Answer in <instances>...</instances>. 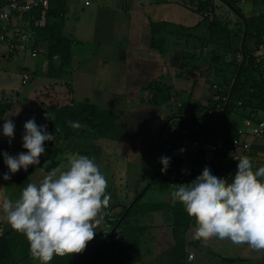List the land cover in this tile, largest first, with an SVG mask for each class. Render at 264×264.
<instances>
[{
  "label": "rangeland",
  "instance_id": "obj_1",
  "mask_svg": "<svg viewBox=\"0 0 264 264\" xmlns=\"http://www.w3.org/2000/svg\"><path fill=\"white\" fill-rule=\"evenodd\" d=\"M80 1L82 5L86 2ZM153 6L159 8L158 15L163 17L169 15L170 20L178 22L162 23L163 29L155 30V25L153 26L151 38L154 39L153 43L157 47L150 50L153 51L156 59L161 61L156 67L148 66L142 59L129 58L130 54L136 52L128 49L127 38L117 36L121 33L119 29L114 32L115 36L111 38V44H102L107 41L103 38V33L99 31L95 35L93 26L79 16V11L68 12L64 21V34L71 40V53L76 58L62 67L58 66L59 59H54L50 73L48 67L46 68L48 59H46L45 44L38 45V54L35 58L30 56V52L9 56L7 47L0 44V105L3 103L12 106V110L5 112L4 119H11L15 125L14 137L8 145L11 150L10 156L15 157L26 151L22 147L25 122L33 118L37 125L41 122L37 118L39 108L36 101L64 102L73 98L74 101L81 102L87 99L103 110L117 113L118 119L115 124L123 125L126 118L127 121L137 122L142 118L143 113L148 110L154 111L155 107L147 103L152 92L145 89L152 81H159L160 84L169 86L171 96L178 91L177 96H172L173 101L169 100L173 107L182 104V101H187L191 89L192 91L196 89L194 92L198 94L196 97H199L201 90L207 85L224 84L225 78H229L233 72L234 66L230 63H233L234 54H228L222 59L220 53V58L216 61L210 60V51L216 46L214 42L217 40V34L220 32L225 37L224 34L227 33L231 39H234L233 42H237L234 36L238 30L240 17L256 16L263 11L261 0H174L171 3H155ZM151 19L154 22V17ZM212 23L217 25L215 31L210 26ZM162 24L159 26H163ZM96 38H101L98 40L101 41L100 45L95 44ZM222 41L223 39L219 43ZM235 58L236 65L238 64L236 55ZM185 62L190 65L181 69L182 63ZM178 72L182 79L177 78ZM24 75H27L29 80L25 85H21ZM170 95L165 96L169 99ZM242 113V109L235 110L227 119L234 126L243 129ZM95 136L96 134L92 132L79 134L69 141L45 142L44 155L49 145L54 143L60 149L57 156L58 167L64 162L65 153L88 155L90 153L91 156L88 157L94 159L107 178L112 209L117 208L119 203L122 205L130 200L133 201L137 179L147 178L154 168L148 161L157 160L156 139L136 140L131 137L128 143L124 144ZM1 138L5 140L6 137L1 133ZM32 167L34 166H29L27 171ZM27 171L21 169L15 174H10L11 179L6 181L3 176L8 173V168L4 163L0 166V204L4 200L16 201L27 184L39 183L46 174L37 169L28 179L18 184V178ZM159 193L161 194V192L155 193V196L158 194L157 199H160ZM151 195L152 193L149 194L151 198L147 197L148 200H154ZM112 209L111 212L116 213V210ZM163 214L167 216L163 212H154L150 214V221L148 218L144 220L146 225H151L153 228L146 234L145 239H142L140 264H166L164 261L173 250L171 241L166 235L168 221L166 217H162ZM96 231L95 238L88 244L107 238L108 229L103 221ZM0 235L11 238L10 245L14 253L12 258L18 261L17 264H39L30 256L29 244L24 235L12 230L7 224L2 208H0ZM193 236L194 228L189 232V241L186 243L193 254H196L195 262L190 264H230L223 263L224 258H239L240 261L236 260L231 264H264V251L255 252L247 245L238 246L229 240L216 238L205 244L194 239Z\"/></svg>",
  "mask_w": 264,
  "mask_h": 264
},
{
  "label": "trees",
  "instance_id": "obj_2",
  "mask_svg": "<svg viewBox=\"0 0 264 264\" xmlns=\"http://www.w3.org/2000/svg\"><path fill=\"white\" fill-rule=\"evenodd\" d=\"M67 5L68 0H48L46 8H36L23 17L24 19L30 18L29 28L33 33V47L38 51L39 44L46 45L49 73L55 57L59 59V67L68 65L72 58V42L63 33ZM238 21V30L234 36L238 41L233 42L234 39H231L229 34L225 33V37H223L219 32L215 41L218 43L222 39L223 41L219 44L214 42L216 46L210 51V60L215 59L213 61L220 58V53L222 59L228 54H234L233 63H230L234 66L231 78H225L224 84H218L222 89L221 94L226 96L228 101L221 103L219 108L217 107L218 103L210 100L201 103L199 101L191 102L188 99L180 104L173 114L163 120L158 131V167L146 186L136 193L135 198L127 208L120 212H111L112 205L110 202L109 207L104 210L106 215L103 222L108 229L109 237L88 244L81 254L54 257L50 264H123L125 261H140L141 236L147 227L141 226L139 220L154 212L170 214L172 220L171 235L174 241L172 253L177 255L184 251L185 234L190 226L195 227L194 219L186 214L179 202H166L155 198V195L153 196L154 200H148L151 198L148 192L155 187L154 193L157 191L166 193L174 188V185H180L185 180L187 182L188 174L197 171L194 169L186 172L183 169L182 158L184 154L193 153L181 151L184 141H220L225 149H229L233 139H241L242 137L237 134V127L227 119L231 113L242 109L243 120L251 121L261 119L264 115V54L257 56L255 53L259 46L264 43V21L259 14L248 18L240 17ZM210 26L214 31L217 28V25L213 23ZM153 40L151 38L150 46L155 49L157 46ZM248 41L252 42L255 50L246 46ZM237 52H241L242 61L235 65L234 59H236ZM189 65L186 62L182 63L181 69H185ZM160 86L159 81H152L146 85L145 89L152 92L147 103L160 105L167 100L168 97L162 93ZM35 103L39 108L37 118L41 120L38 124H46V130L48 133L54 134V140L69 141L78 134H91L92 132L100 138L117 141L126 139L125 129L121 125L115 124L118 114L103 110L87 100L76 102L72 98L64 100V102L36 101ZM10 108V104L0 105L1 111ZM209 110H212L211 114H208ZM46 113L50 115L51 120L45 118ZM68 121L79 122L80 127L73 129L69 126ZM59 151L60 149L51 143L46 150V155L40 158V163L19 177L17 183L20 184L28 179L37 169H43L47 173L57 167ZM3 153L11 155V150L7 144L0 143V166H3L4 163ZM79 154L89 156L86 153ZM194 154L203 157L202 153ZM244 155L251 158L253 170L264 166V155L260 156L252 151L244 152ZM161 157H170L169 167L163 173L161 172L162 165L159 162ZM219 157L221 167L227 171L231 170L233 163L227 159V153L221 152ZM207 168L211 170L212 175H216L217 168L211 165ZM234 174L229 177V182ZM106 194H108V190ZM10 243V237L0 235V264L13 262Z\"/></svg>",
  "mask_w": 264,
  "mask_h": 264
},
{
  "label": "clouds",
  "instance_id": "obj_3",
  "mask_svg": "<svg viewBox=\"0 0 264 264\" xmlns=\"http://www.w3.org/2000/svg\"><path fill=\"white\" fill-rule=\"evenodd\" d=\"M45 118L51 120L48 113ZM71 128L79 122L68 121ZM22 147L17 156L3 153L8 173L4 180L29 166L40 163L45 142L55 139L47 125L29 119L23 125ZM15 125L4 119L2 135L11 143ZM59 131V129H56ZM183 151V149H181ZM237 171L230 182L214 176L205 167L191 183L174 185L170 193L194 219V236L205 244L216 238L235 245H247L255 252L264 251V166L253 170L252 160L238 158ZM161 172H166L170 157L160 158ZM43 171V169H41ZM108 181L94 159L65 153L64 162L48 171L39 183H29L16 201L0 204L10 228L26 238L30 256L39 264H50L54 257L81 254L95 238L96 229L106 215L111 196Z\"/></svg>",
  "mask_w": 264,
  "mask_h": 264
},
{
  "label": "crops",
  "instance_id": "obj_4",
  "mask_svg": "<svg viewBox=\"0 0 264 264\" xmlns=\"http://www.w3.org/2000/svg\"><path fill=\"white\" fill-rule=\"evenodd\" d=\"M172 1H174V0H91L90 2H83L84 3L83 5L85 7H82L83 5L81 4L82 2L80 0L79 1L78 0H68L69 5H67L65 20H66V16H67L68 12L79 11V16L80 17L82 16L83 18H85L93 26V31H94L95 35H97V33L99 31L101 33H103L102 34L103 38H105L107 40L106 42L102 43L104 45H106L107 43L111 44V38H113V36H115L114 32L119 29V31L121 33L119 32L120 34H117V36H121L122 38H127L126 44L128 45V49L129 50L132 49L133 51L136 52V54H138V55L130 54L129 58H131V59L139 58V59H142L148 66L154 65L156 67L157 65H159V63H161V61L156 59L155 54L152 53L153 49L150 46L151 34L153 33V26L155 25V30L161 29V28L163 29L164 25L162 23L172 24V23H178V22L176 20H170L168 18L169 15L167 17H163L161 15H158L157 10L159 11V8H156V7L154 8L153 4L159 3V2L160 3H163V2H167V3L170 2L171 3ZM261 2H263V0H261ZM152 17H154V19H155L154 22L151 19ZM78 19H80V18H78ZM155 22H157V23H155ZM64 24L65 23L63 22V33H64ZM159 24H162L163 26H159ZM106 36H107V38H106ZM100 39L101 38H96L95 44L97 43L98 45H100L101 41H98ZM141 39H143V40H141ZM246 46L250 47L251 50H255V48L252 45V42H250V41L247 42ZM150 49H152V50H150ZM257 51H258V49L256 50V52ZM238 53L241 54V52H238ZM9 56H16V55H12L9 53ZM74 58H76V57L72 54L71 59H74ZM46 59H47V55H46ZM54 59H56V57ZM47 67H48V62L46 64V68ZM179 74H180L179 72L176 74L177 78L180 77ZM229 78H231V76ZM179 79H182V78L180 77ZM196 79H197V77L195 78V80ZM209 87L210 86L207 85V87L205 89L201 90V95L199 97H196V95H198V94H196L194 92V91H196V89L194 91H192V89H191L189 91V95H188L190 101L191 102L199 101L201 103H204L205 101H207L208 96H209ZM160 89H161L163 94H165V95L169 94L170 95V93H169L170 87L169 86L161 84ZM179 89L181 90V88H179ZM177 92L178 91L174 92L175 95H172V96H177L178 95ZM1 95H3V93ZM172 96L169 99L167 98V100L164 101L160 105H157V104L153 105L152 104V106L155 107L153 109L154 111L148 110L147 112L143 113L142 114L143 116L140 119L141 122H140V120H138L137 122H135V120H133V122L132 121L130 122V121H127V118H126V120H124V124L121 125L125 129L126 139L124 141H117V140H112V141L122 142L125 144V143H128L129 138L132 137L133 139H136V140L143 139V138H152V139H156V142H157L158 131L162 125L163 120L167 116L173 114L176 111L177 107L180 105V104L177 105V107H173V105L172 106L170 105V101H173V100H171ZM175 99H177V98H175ZM85 100H87V99H85ZM182 102H184V101H182ZM10 109L12 110V108H10ZM9 110H6V111L9 112ZM6 111L0 110V134L2 133L3 119H4ZM237 129H242V128L237 127ZM245 131H247V130H245ZM78 135H76L74 138H76ZM96 138H98V137H96ZM247 138H249L247 136V134L242 135L241 141H244ZM0 143H4V144L9 145V140L7 138H5V140H3L1 138ZM156 148H157V146H156ZM238 151L242 154L244 153V151H242L241 149H239ZM250 151L257 153L260 156H263L264 155V139L254 140ZM89 155H90V153H89ZM182 162H183L184 171L190 172V171H193L194 169H197V171L190 174V175L188 174L187 182L185 180L184 183H181V184L191 183L193 180L196 179L195 174L198 177L202 173L203 169L205 167L209 166V158L208 157L203 155V157L201 158L200 156H197L194 153L184 154V156L182 158ZM148 163L152 168L154 167L152 170V173L147 178H144L142 180L137 179L136 185L134 186L136 188V190H134L132 200L135 198L136 193H138V191H140L141 189H143L146 186L149 179L153 175L154 171L157 169V167H158V156H157L156 162L148 161ZM155 190H156L155 187L152 188L150 190V192H148V195L150 193H152V195L154 196L155 193H153V192ZM173 190H174V188L170 189L166 193H161V194L159 193L160 194L159 198L161 200L166 201V202L172 201L170 193ZM155 198H158V194H156ZM131 203H132L131 200L127 204L121 205V203H119L120 205L118 204L116 206L117 208L113 207V209H114V211L116 210V212H120L122 209L127 208ZM166 214H167V216H165L163 214L162 217L167 218L168 224H167L166 235L170 239L171 244H172L171 247L173 249L174 248V241H173L172 235H171V229H172L171 228V221L172 220H171L170 214H168V213H166ZM147 218L149 220L150 214H148L147 216H144L143 218H141L139 220L141 226L147 227L146 231L141 236V242H142V239L143 238L145 239V237L147 236L146 234L148 232H150L153 228L151 225H146L144 220ZM192 228H194V227L190 226L189 229L186 231L184 251L182 253L179 252L177 255H175V253L174 254L172 253L173 250H171L170 254L167 255V259L164 261L166 264H190V263L195 262L196 254H193V252L190 250V247L186 246V243L189 241L188 235H189V232L192 230ZM149 236L154 238V236H152V235H149ZM108 237H109V232H108L107 238ZM140 246H141V244H140ZM189 253H192L194 256L192 260L187 259V255ZM12 260H13V262L11 264H17L18 263V261L15 258H12ZM236 260L240 261L239 258H237V259L224 258L223 263L225 262V263L231 264V263L235 262ZM127 262H135L137 264L138 263L140 264L142 262V256L140 255V261H136V260L125 261L123 264H125Z\"/></svg>",
  "mask_w": 264,
  "mask_h": 264
},
{
  "label": "built area",
  "instance_id": "obj_5",
  "mask_svg": "<svg viewBox=\"0 0 264 264\" xmlns=\"http://www.w3.org/2000/svg\"><path fill=\"white\" fill-rule=\"evenodd\" d=\"M90 2L91 0H85ZM263 11L259 13L264 21V0ZM48 6V0H0V44L7 47L10 54L15 55L21 52H30L31 57H36L38 51L33 47L34 38L33 33L29 28V19H24V15L29 14L36 8H46ZM264 54V43L259 46L256 52L257 56ZM238 64L242 61V54H237ZM260 60V59H259ZM29 77L24 75L21 80V84L25 85ZM221 88L219 85L212 84L209 88L208 100L218 103L219 108L221 103L227 102L228 98L221 94ZM212 110L208 111L211 114ZM244 128L238 129L237 134L240 136L246 135L249 137L244 141L240 138L232 140V146L229 149H225L222 142H201V141H184L182 147L184 152L202 153L209 158V165L217 168L215 176L221 177L228 181L229 177L237 171L238 158L243 156L244 153H240L241 149L244 152L250 151L253 141L257 139H264V115L261 119L251 121L244 119L242 122ZM245 128H247L245 131ZM221 152L227 153V159L233 163L231 170H224L220 165L219 154ZM218 154V155H217ZM226 159V160H227ZM193 254L187 255L188 260L193 259Z\"/></svg>",
  "mask_w": 264,
  "mask_h": 264
}]
</instances>
